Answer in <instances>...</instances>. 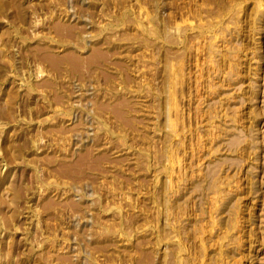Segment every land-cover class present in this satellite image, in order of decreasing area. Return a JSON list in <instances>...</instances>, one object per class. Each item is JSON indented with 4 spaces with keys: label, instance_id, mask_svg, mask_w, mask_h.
Masks as SVG:
<instances>
[{
    "label": "rangeland",
    "instance_id": "obj_1",
    "mask_svg": "<svg viewBox=\"0 0 264 264\" xmlns=\"http://www.w3.org/2000/svg\"><path fill=\"white\" fill-rule=\"evenodd\" d=\"M0 264H264V0H0Z\"/></svg>",
    "mask_w": 264,
    "mask_h": 264
},
{
    "label": "bare ground",
    "instance_id": "obj_2",
    "mask_svg": "<svg viewBox=\"0 0 264 264\" xmlns=\"http://www.w3.org/2000/svg\"><path fill=\"white\" fill-rule=\"evenodd\" d=\"M263 12V11H262ZM255 54V53H254ZM254 71V70H253ZM255 72V71H254ZM253 75V74H252ZM257 75V74H256ZM235 76V75H234ZM229 78H230V76H229ZM232 79V78H231ZM235 79H236V77H235ZM239 79V78H238ZM235 81V80H234ZM237 83V82H236ZM231 84V83H230ZM256 87V86H255ZM257 89H255V91H256ZM257 94V93H256Z\"/></svg>",
    "mask_w": 264,
    "mask_h": 264
}]
</instances>
